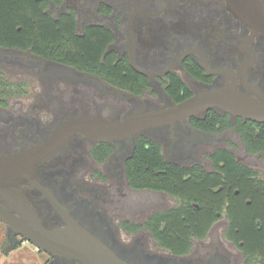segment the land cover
Listing matches in <instances>:
<instances>
[{"label": "flooded vegetation", "instance_id": "flooded-vegetation-1", "mask_svg": "<svg viewBox=\"0 0 264 264\" xmlns=\"http://www.w3.org/2000/svg\"><path fill=\"white\" fill-rule=\"evenodd\" d=\"M47 1L46 10L56 19L73 10L79 33H83L87 24L108 28L113 39L103 57L112 54L116 63L133 69L138 80L131 89L101 74L49 59L31 49L0 46V158L43 143L58 122L73 116L88 114L121 119L138 110L167 107L203 88L231 82L244 93L253 94L247 90L251 87L264 95V32L254 31L230 9L226 0ZM260 1L264 8V0ZM176 77L192 91L178 102L169 93ZM29 84L34 86V93L29 94ZM105 109L111 113L102 112ZM211 110L227 116L234 127L207 130L192 122L193 117L205 119ZM47 111L52 112L51 121L46 119ZM239 120L252 123L258 133L262 132L260 125L264 123L245 120L221 106L211 107L184 120L105 141L112 151L102 162L92 153L101 140L78 133L40 160L36 169L38 185L28 181L22 187L43 223L49 227L67 226L45 189L83 228L132 264H239V257L243 264H248L240 247L243 242L227 236V231L233 227L228 215L229 201L217 212L207 235L195 238L185 254H175L162 247L144 228L138 231L126 228L127 222L144 223L155 212L140 221H137L140 217L137 210L131 208L130 217L120 212L126 187L166 193L178 198V205L182 202L181 197L164 190L134 189L129 185L125 161L132 155L138 135L144 133L156 139L171 163L199 165L213 172L216 168L210 156L218 149L227 148L223 145L214 147L210 153V169L197 161L186 163L207 143H223L218 135L229 131L240 137L247 155L264 154L248 151L238 130ZM216 126L217 129L221 126L218 121ZM237 160L264 181L251 165L238 157ZM215 189L220 194L234 193L236 196L231 198L237 206L243 201L252 202L249 197L242 199L244 192L240 187L224 188L220 184ZM218 220L221 223L218 238H215L213 229ZM254 220L261 229L260 217ZM235 229L239 230L236 226ZM52 257L64 264H83L71 257Z\"/></svg>", "mask_w": 264, "mask_h": 264}, {"label": "trees", "instance_id": "trees-1", "mask_svg": "<svg viewBox=\"0 0 264 264\" xmlns=\"http://www.w3.org/2000/svg\"><path fill=\"white\" fill-rule=\"evenodd\" d=\"M47 7V0H0V46L31 49L49 59L93 71L133 89L130 86L138 80L133 69L116 63L112 54L103 57L113 39L108 28L87 24L83 33H79L73 10L56 19ZM169 93L178 102L190 96L192 91L176 77ZM217 121L221 125L219 129L216 128ZM192 122L207 130H224L235 125L227 116L213 110L205 119L193 117ZM237 126L248 151L264 152V125H260L261 133L249 122L239 120ZM111 151L108 142L100 141L92 153L102 162ZM210 158L216 171L209 172L199 165L174 164L166 159L156 139L144 133L138 135L134 151L125 161L129 185L134 189L164 190L181 197L182 202L171 209L153 213L144 223L127 222L126 228L130 231L144 228L162 247L175 254H185L195 238L207 235L217 212L222 210L225 201H229L228 215L233 227L227 231L228 238L243 242L240 247L248 264H264V181L227 148L216 150ZM220 184L224 188L228 185L240 187L244 192L242 199L249 197L252 202L243 201L237 206L231 198L236 196L234 193L216 191ZM256 217L261 219V229L254 220Z\"/></svg>", "mask_w": 264, "mask_h": 264}, {"label": "water", "instance_id": "water-1", "mask_svg": "<svg viewBox=\"0 0 264 264\" xmlns=\"http://www.w3.org/2000/svg\"><path fill=\"white\" fill-rule=\"evenodd\" d=\"M226 1L230 9L254 31L264 32V8L260 0ZM247 90L253 94L240 91L237 84L231 82L225 86L203 88L167 107L138 110L121 119L82 114L58 122L43 143L0 158V220L14 232L13 238L21 235L39 250L54 256L71 257L83 264H132L83 228L45 189L67 226L49 227L43 223L29 204L22 185L28 181L38 185L36 169L40 160L67 144L78 133L110 141L184 120L217 106L245 120L264 123V95L251 87Z\"/></svg>", "mask_w": 264, "mask_h": 264}, {"label": "rangeland", "instance_id": "rangeland-1", "mask_svg": "<svg viewBox=\"0 0 264 264\" xmlns=\"http://www.w3.org/2000/svg\"><path fill=\"white\" fill-rule=\"evenodd\" d=\"M34 86L29 84V94L33 92ZM48 112V111H47ZM102 112L110 114L109 110ZM52 113V112H51ZM46 114L47 121H51L52 114ZM223 138V143H207L197 150L196 156H193L192 161L186 164L195 163V161L203 163L206 168L210 169L209 155L214 150V147L223 145L231 149L240 161L247 163L257 171L260 177L264 179V154L247 155L245 146L240 137L232 131L224 135H218ZM124 207L123 215L130 217L129 210H137L140 217L137 221L146 219L153 212L162 211L169 207L179 204V199L172 197L162 192H152L150 190L134 191L128 187L124 190ZM221 220L216 221L213 229V237L218 238L217 230L220 228ZM126 238V234H122ZM239 264H243V260L239 257ZM0 264H64L59 260H55L52 254L39 250L31 241L26 240L23 236H14L10 228L2 220H0Z\"/></svg>", "mask_w": 264, "mask_h": 264}]
</instances>
